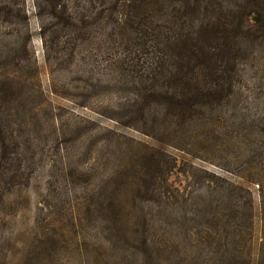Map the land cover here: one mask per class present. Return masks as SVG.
I'll return each instance as SVG.
<instances>
[{
  "label": "trees",
  "instance_id": "1",
  "mask_svg": "<svg viewBox=\"0 0 264 264\" xmlns=\"http://www.w3.org/2000/svg\"><path fill=\"white\" fill-rule=\"evenodd\" d=\"M51 97L105 105L116 127L92 146L117 152L105 182L71 156L81 137L67 139ZM252 101L264 111V0H0V232L17 195L47 186L29 248L0 237V264L12 250L20 264L83 251L95 264H264V116ZM168 148L237 159L221 168L235 179L206 172L203 194L180 192Z\"/></svg>",
  "mask_w": 264,
  "mask_h": 264
},
{
  "label": "rangeland",
  "instance_id": "2",
  "mask_svg": "<svg viewBox=\"0 0 264 264\" xmlns=\"http://www.w3.org/2000/svg\"><path fill=\"white\" fill-rule=\"evenodd\" d=\"M34 47L36 50L37 59L41 69V79L45 89H48L49 86V75L45 67L44 56L42 43L39 39H35ZM247 79H254L253 75L246 76ZM52 104L56 108V112L62 116L57 122L59 124L65 125V128L68 132V140L71 141L77 135L81 137V141L76 145L75 152L72 153V157L76 160H80L79 164L83 166H88L89 168H94V173L96 174L97 182H105L106 174L104 171L110 168L109 163L113 162V159H116L117 152L114 150V146H101L100 149L94 150L93 142L96 137L101 133L104 134L102 129H114L115 123L111 120L105 119L103 116H100L102 111L106 108L105 105L103 108L102 102H96L97 106L90 107V109L80 108L75 105V103L68 102L66 100H57L54 97H51ZM262 101V100H261ZM263 107L262 103H257L252 101V106H249L250 111H259L258 116L263 117L264 111L261 110ZM261 110V111H260ZM100 114V115H99ZM229 113L225 116L224 119L228 121H236L237 123L241 120V115L238 114L236 119H230ZM43 123L48 121H41ZM70 128H72L70 130ZM127 137L131 139L142 142L143 144L151 145L153 142L140 135L134 130L131 129H120ZM193 149V148H192ZM71 151L74 149L70 148ZM168 152L175 157L178 161V167L185 170V174L178 173L170 178V182L173 186L180 190V192H194V195L203 194L205 191L206 184V172H215L219 174H224L230 179H235L229 173H225L223 164L225 161H231L233 163L232 168H237L239 163L237 159H232L229 156L226 157L224 153H215V156L210 155L208 152L202 150H192L191 155H187L183 152H179L175 149L168 148ZM232 173H236L233 171ZM193 175L195 178H193ZM242 182L241 180H236V183ZM44 177L38 178L32 187L27 189L21 195H17L16 200L11 202V205L6 206V210L10 211L12 214L10 225L5 228L4 231L0 232V237L12 238V244L16 247L13 248L15 252L20 250L21 255L25 252L31 242L33 235L37 232L34 228V223L37 214V208L40 205L46 195H47V186H45ZM254 191L255 195V242L254 246L257 247L259 244V239L261 237V224H260V201L257 194V186H250ZM199 201V199H198ZM156 216L158 215V209L155 210ZM158 217V216H157ZM200 222V221H199ZM59 225L68 226V223H60ZM11 241L4 243L5 246H9ZM11 246V245H10ZM12 250V255L14 256V264H20V260L17 257H20L19 254H14ZM63 250L64 245H63ZM109 253V252H108ZM107 251L105 252V256ZM93 256H96L91 251L84 252L81 256L72 257L68 259L65 257V253L61 252L52 264H95ZM106 264V263H102ZM109 264V263H107Z\"/></svg>",
  "mask_w": 264,
  "mask_h": 264
}]
</instances>
